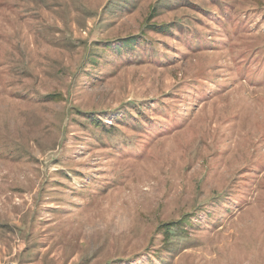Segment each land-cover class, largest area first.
<instances>
[{"label":"rangeland","instance_id":"rangeland-1","mask_svg":"<svg viewBox=\"0 0 264 264\" xmlns=\"http://www.w3.org/2000/svg\"><path fill=\"white\" fill-rule=\"evenodd\" d=\"M0 264H264V0H0Z\"/></svg>","mask_w":264,"mask_h":264},{"label":"trees","instance_id":"trees-1","mask_svg":"<svg viewBox=\"0 0 264 264\" xmlns=\"http://www.w3.org/2000/svg\"><path fill=\"white\" fill-rule=\"evenodd\" d=\"M152 27L157 30V31H160V32H164L166 31V28H167V24H162V25H152ZM135 41V38H132L131 40L130 39H127L124 41V45L127 46V47H130L132 46V43Z\"/></svg>","mask_w":264,"mask_h":264}]
</instances>
